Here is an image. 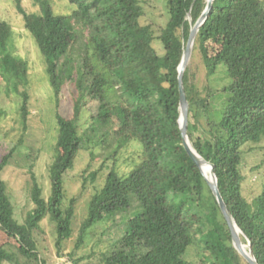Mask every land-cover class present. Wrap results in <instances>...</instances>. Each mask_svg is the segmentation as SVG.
Returning <instances> with one entry per match:
<instances>
[{
  "label": "trees",
  "instance_id": "1",
  "mask_svg": "<svg viewBox=\"0 0 264 264\" xmlns=\"http://www.w3.org/2000/svg\"><path fill=\"white\" fill-rule=\"evenodd\" d=\"M50 1L40 2L35 12L25 10L22 0L16 5L45 59L56 107L63 87L69 83L75 88L73 113L65 117L56 111L51 194L44 199L33 178L35 208L23 224L14 217L1 176L22 140L0 159V232L20 255L38 261L35 235L43 233L41 223L49 216L61 250L73 235L78 203V198L65 202L64 176L74 169L80 151L97 159L93 150L98 148L103 165L114 164L89 201L77 249L91 229L107 224L111 245L100 253L101 264H247L233 247L228 224L188 156L177 123L178 67L206 0H169V19L158 36L140 22L145 13L139 0H66L71 9L66 15L56 13ZM11 39V25L0 20V93L6 87L23 98L19 113L26 131L31 105L27 92L18 88L27 81L28 64L8 51ZM197 52L207 78L223 66L220 72L230 82L220 90L207 86L202 91L188 65L183 85L190 105L189 138L214 165L221 195L246 237L242 241L248 239L258 264H264V182L249 202L241 170L243 147L264 138V0H214L192 57ZM217 94L224 96L220 117L210 115ZM93 107L90 126L81 132L82 112ZM132 144L141 147L140 161L121 174L117 157ZM87 171L84 187L98 175L87 177ZM9 260L0 242V264Z\"/></svg>",
  "mask_w": 264,
  "mask_h": 264
},
{
  "label": "rangeland",
  "instance_id": "2",
  "mask_svg": "<svg viewBox=\"0 0 264 264\" xmlns=\"http://www.w3.org/2000/svg\"><path fill=\"white\" fill-rule=\"evenodd\" d=\"M42 1L44 0H22V6L28 12H35L40 10L39 4ZM168 1L139 0L145 13L140 22L143 25H151L156 36L160 35L168 22ZM50 3L56 13L65 15L71 13L66 0H51ZM0 20L8 22L12 27V39L8 51L28 64L27 81L18 88L21 93L27 92L31 105L32 112L28 117L26 131L20 124L19 107L23 98L18 93H9L6 87H2L0 93V110L3 111L0 115V159L22 140V144L2 171L1 176L7 185L8 195L14 207V217L23 224L28 213L35 208L31 199L33 178L41 188L42 197L46 200L50 197L49 165L55 154L57 137L55 114L59 111L65 117L72 116L75 88L67 83L63 87L59 107H56L48 81L45 59L25 29L24 18L17 9L16 0H0ZM154 45L158 51L162 52V46L158 41ZM189 67L202 91H205L207 86L220 90L230 82V79L226 80L225 74L220 72L222 69L225 70L223 66L219 67L215 76L207 78L198 52L190 60ZM227 96L228 94L226 98ZM223 101L224 96L215 95L210 115L221 116V111L218 110L221 109ZM93 111L94 107L92 110L84 108L79 122L81 132L90 126ZM93 152L97 159L92 158L90 151H80L74 169L64 176L65 202L71 198H78L72 237L65 241L62 249L59 250L56 247V223L47 216L41 223L43 233L35 235L39 253V260L36 261L20 255L13 241H9L0 232V242L5 244V249L10 256L6 264H42L41 261L45 264H74L75 260H80L79 264H101L100 253H103L105 249L108 250L111 245V241L105 235L107 224L97 225L91 229L84 237L83 245L77 249L81 225L88 215L89 201L103 187L105 178L114 164V161H109L103 165V159L98 155L100 150L96 148ZM242 152L243 196L251 202L260 194L264 182V138L258 144H247ZM140 158V145L132 144L118 155L116 163L118 171L121 174L127 173L135 167ZM86 171L87 177L91 173H98V175L94 182L89 179L84 187L83 175ZM115 220L117 223L120 218Z\"/></svg>",
  "mask_w": 264,
  "mask_h": 264
},
{
  "label": "water",
  "instance_id": "3",
  "mask_svg": "<svg viewBox=\"0 0 264 264\" xmlns=\"http://www.w3.org/2000/svg\"><path fill=\"white\" fill-rule=\"evenodd\" d=\"M214 0H206V8L203 11L202 15L199 17L197 22L192 27L189 38L186 42L183 56L181 59V62L178 67V83H179V108H178V125L182 133L183 138V145L184 148L190 157V159L193 161V163L198 167L200 170L205 182L210 187L214 197L216 198V201L219 205V208L228 224V227L230 229L231 237H232V244L235 250L238 252V254L244 259V261L247 264H258L253 252L252 247L248 239H246L247 243L245 244L242 241L241 236L245 237L243 231L240 229V227L237 225L233 215L229 211L222 195L219 190L218 186V180L214 172V165L208 161H206L202 156L199 155V153L196 151V149L193 146V150L190 148V144H192L188 130H189V109L190 105L186 97V93L184 90L183 85V78L184 74L188 68V65L190 64V60L192 58L193 54V48L195 44L196 37L198 35V32L200 28L204 25L206 22L212 7H213ZM193 145V144H192ZM202 161V162H201ZM210 167V171L206 169V167ZM240 231V234L237 232ZM246 238V237H245Z\"/></svg>",
  "mask_w": 264,
  "mask_h": 264
},
{
  "label": "bare ground",
  "instance_id": "4",
  "mask_svg": "<svg viewBox=\"0 0 264 264\" xmlns=\"http://www.w3.org/2000/svg\"><path fill=\"white\" fill-rule=\"evenodd\" d=\"M190 148H191L192 150L194 149L193 146H192V144H190ZM201 162H202V161H201ZM206 169L210 171V167L207 166ZM237 232L240 234V231H237Z\"/></svg>",
  "mask_w": 264,
  "mask_h": 264
}]
</instances>
